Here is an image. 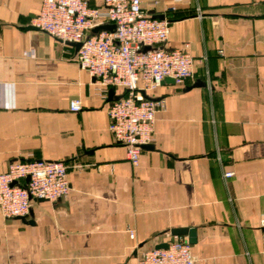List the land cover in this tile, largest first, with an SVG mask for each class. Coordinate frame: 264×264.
<instances>
[{
    "label": "crops",
    "instance_id": "crops-1",
    "mask_svg": "<svg viewBox=\"0 0 264 264\" xmlns=\"http://www.w3.org/2000/svg\"><path fill=\"white\" fill-rule=\"evenodd\" d=\"M41 1L0 0V174L62 162L70 190L31 200L33 225L0 213V264H140L176 228L196 230L195 264H264V0H141L169 20L164 49L189 44L194 76L150 94L165 109L137 167L107 130L109 90L72 44L28 29Z\"/></svg>",
    "mask_w": 264,
    "mask_h": 264
},
{
    "label": "built area",
    "instance_id": "built-area-1",
    "mask_svg": "<svg viewBox=\"0 0 264 264\" xmlns=\"http://www.w3.org/2000/svg\"><path fill=\"white\" fill-rule=\"evenodd\" d=\"M100 3L91 7L87 0H42L31 26L62 42L80 43L79 68L95 79L104 94L110 88L123 91L119 100L110 102L107 130L124 147L129 163L137 167L142 147L151 142L156 114L165 109L164 100L150 98V94L166 78L177 86L185 85L194 76V58L188 43L173 50L162 47L169 37V20L165 15L163 20L146 15L141 0ZM175 10L173 6L167 12ZM102 25H115V29L91 34ZM145 46L150 50L143 52ZM81 108L78 99L70 101V112ZM231 176V172L224 173V178ZM69 190L67 166L62 162H12L0 174V213L5 219L26 216L32 199L55 202L66 198ZM129 238H133L131 232ZM140 264H195V259L187 239L173 237L167 249L145 252Z\"/></svg>",
    "mask_w": 264,
    "mask_h": 264
},
{
    "label": "water",
    "instance_id": "water-1",
    "mask_svg": "<svg viewBox=\"0 0 264 264\" xmlns=\"http://www.w3.org/2000/svg\"><path fill=\"white\" fill-rule=\"evenodd\" d=\"M155 19H159V20H163V16H157V17H154ZM28 29H33V30H38L34 27H29ZM115 29V25H102V26H99V27H96L94 28L92 31H91V34L92 35H96L98 34L99 32L101 31H107V32H113ZM76 51L80 48L81 44L80 43H77V44H72ZM150 50V47L148 46H145L142 48V51L145 52V51H148ZM163 82H166V83H171V84H174V81L171 79V78H166L163 80ZM162 82V83H163ZM161 83V84H162ZM205 86V83L201 82V81H196V83L194 84V87H204ZM121 98V96H115L114 95V89L113 88H110L109 91H108V100L110 102L112 101H116V100H119ZM149 148H152L151 145H145L142 147V149H149ZM29 180V178L27 177L25 179V183H27ZM15 183H12V185H14ZM32 200H39V201H46L44 199H32ZM59 201V200H57ZM28 217H32V212L29 211L28 215L26 216H20V217H15V218H12L13 220H20L22 223H25V224H30V225H33V221L32 220H29L27 221V218ZM170 235L171 237H184L187 239L188 243L190 245H194L197 241V237H196V230L195 229H191V228H176V229H172L170 231ZM168 247V243H161L159 245H157L155 247L156 250H159V249H167Z\"/></svg>",
    "mask_w": 264,
    "mask_h": 264
}]
</instances>
